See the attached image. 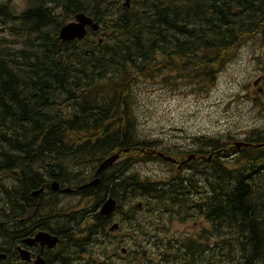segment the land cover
I'll return each mask as SVG.
<instances>
[{
	"label": "trees",
	"instance_id": "16d2710c",
	"mask_svg": "<svg viewBox=\"0 0 264 264\" xmlns=\"http://www.w3.org/2000/svg\"><path fill=\"white\" fill-rule=\"evenodd\" d=\"M28 1L19 18H0V264H26L17 246L40 230L59 237L49 264H264V174L247 180L223 168L216 192L189 198L194 178L149 154L168 152L140 133L137 116L143 81L206 92L264 30V0ZM80 12L99 31L61 41ZM115 152L124 157L97 174ZM152 158L167 176L137 170ZM54 179L73 190L53 191ZM111 196L117 207L103 216ZM189 219L203 224L170 230Z\"/></svg>",
	"mask_w": 264,
	"mask_h": 264
},
{
	"label": "flooded vegetation",
	"instance_id": "af4514ba",
	"mask_svg": "<svg viewBox=\"0 0 264 264\" xmlns=\"http://www.w3.org/2000/svg\"><path fill=\"white\" fill-rule=\"evenodd\" d=\"M29 4L28 0H0V18H19ZM51 5L49 3L47 7ZM1 25L4 26L0 30L6 32L8 24ZM246 46V76H231L233 79L238 78V87L232 89L227 102L231 109L228 111L226 128L219 133L196 136L192 138V144L172 143L163 147L168 152L167 156L175 160L168 161L173 165L172 170L181 176L190 175L194 178L196 190H186L189 198L199 200L202 192H216L218 184L215 179L218 170L223 168L230 174L245 176L247 180L254 175L264 174V30L244 43V48ZM217 78L218 76H212L213 82ZM155 150L157 149H151L149 154H156ZM123 157L120 155L112 164L107 165L104 171L109 170ZM149 163L162 162L152 158ZM163 165L166 167L154 170V174L151 171L149 175L167 176L166 173L171 168L165 163ZM247 180L244 183L248 186ZM189 221H193L194 225L198 223V220L189 219L187 222ZM36 234L28 237H34ZM26 239L27 237L24 238L22 247L26 248L32 257L31 260H23L26 264H34L38 255L44 257L45 264H49L46 255L50 254L51 259L55 258L56 247L43 248L40 243L28 245Z\"/></svg>",
	"mask_w": 264,
	"mask_h": 264
},
{
	"label": "rangeland",
	"instance_id": "374dc122",
	"mask_svg": "<svg viewBox=\"0 0 264 264\" xmlns=\"http://www.w3.org/2000/svg\"><path fill=\"white\" fill-rule=\"evenodd\" d=\"M3 26L0 24V29ZM246 56L247 46L244 48L243 45L218 73V78L206 92L194 94L185 87L169 90L166 87L152 86V83L146 81L141 82L137 109L140 133L143 136L160 139V144L164 147L172 143L192 144V138L196 136L221 132L226 128L228 111L231 109L227 103L229 96L232 89L238 87V78L233 79L231 76H246ZM160 167L166 166L163 163L136 166L138 171L147 175ZM202 224L201 220L197 225H194L193 221L186 223L174 221L170 225V230L195 232Z\"/></svg>",
	"mask_w": 264,
	"mask_h": 264
},
{
	"label": "water",
	"instance_id": "95a60500",
	"mask_svg": "<svg viewBox=\"0 0 264 264\" xmlns=\"http://www.w3.org/2000/svg\"><path fill=\"white\" fill-rule=\"evenodd\" d=\"M125 5L129 7L130 0H126ZM88 27H91L93 31H98L100 29V24L99 22L94 21L93 18L87 15L86 13L80 12L76 14L74 20L68 22L61 28L60 33H59V39L64 42H72L78 39H82L86 36L88 32ZM158 155L164 158L166 161H172V162L175 161L172 157L165 155L163 152H158ZM119 156H120V152H117L114 155L107 158L106 160H104L100 164L99 168L97 169V174L102 172L107 167V165L112 164ZM47 166L50 170L51 175H56L59 173L57 170H55L53 163H48ZM97 182H98V179H95L91 182H88L82 185L81 188H86L90 185H95L97 184ZM51 188L54 191L60 190L59 181L56 179L53 180L51 182ZM43 190H44V187L40 188L39 190L34 192V195L40 194ZM70 191H72L70 187L61 189V192L63 193H68ZM116 206H117V200L113 197H109L105 200V202L101 206L100 214L103 216H109L115 210ZM118 228H119V223H114L110 227V230L114 231ZM58 241H59V237L57 235H53L49 232H44V231L37 233V235L34 238H27V242L30 245L41 243L42 247L48 246L50 248L55 247ZM17 249L22 259L24 260L32 259L31 253L28 250L23 249L20 246L17 247ZM2 258H6L5 253L0 254V259ZM34 264H45V259L41 255H38L34 260Z\"/></svg>",
	"mask_w": 264,
	"mask_h": 264
},
{
	"label": "bare ground",
	"instance_id": "6f19581e",
	"mask_svg": "<svg viewBox=\"0 0 264 264\" xmlns=\"http://www.w3.org/2000/svg\"><path fill=\"white\" fill-rule=\"evenodd\" d=\"M190 176V175H189ZM186 178V177H185ZM182 183H183V181H182ZM187 183V182H186ZM190 183V182H189ZM187 185V184H186ZM190 185V184H189Z\"/></svg>",
	"mask_w": 264,
	"mask_h": 264
}]
</instances>
